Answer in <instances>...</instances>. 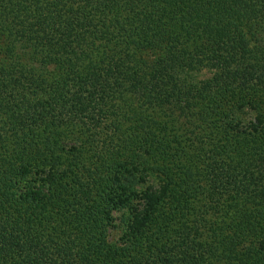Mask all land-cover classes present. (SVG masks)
Returning a JSON list of instances; mask_svg holds the SVG:
<instances>
[{
  "label": "trees",
  "instance_id": "trees-1",
  "mask_svg": "<svg viewBox=\"0 0 264 264\" xmlns=\"http://www.w3.org/2000/svg\"><path fill=\"white\" fill-rule=\"evenodd\" d=\"M0 264H264V0H0Z\"/></svg>",
  "mask_w": 264,
  "mask_h": 264
}]
</instances>
